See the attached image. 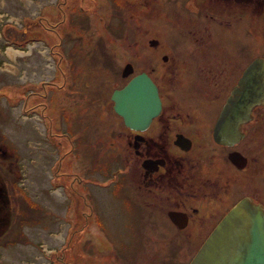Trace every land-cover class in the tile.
Here are the masks:
<instances>
[{
  "label": "rangeland",
  "instance_id": "obj_1",
  "mask_svg": "<svg viewBox=\"0 0 264 264\" xmlns=\"http://www.w3.org/2000/svg\"><path fill=\"white\" fill-rule=\"evenodd\" d=\"M91 1L62 0L58 10L51 7L54 0H0V171L8 181L14 211L9 228L1 232L0 264H179L197 238L193 234L200 227L172 234L173 229L156 219L155 210L141 204L135 188L127 187L128 200L114 185L119 162L110 160L111 139L101 130L104 126L110 130L115 119L106 109L104 93L118 79L119 60L127 56L107 41L109 47L103 33L95 30L117 33L118 40L139 39V48L146 36L159 34L170 47H162L161 52L171 49L173 57L179 58L187 54L190 71L187 66L182 71L194 84L201 74L189 55L193 45L183 22L201 21L202 12H195L188 0H157L158 12L156 1L151 0H123L124 5L128 2L123 9L115 1L119 9L114 10L113 0H97L105 11L93 18L86 29L91 33L83 36L82 32L83 42L78 44L81 11L77 5L88 7ZM62 16L64 28L59 23ZM224 16L234 20L230 14ZM7 22L25 35L27 29H36L39 38L10 42L5 38ZM262 33L264 27L258 25L256 39L245 26L212 35L227 47V53L242 55V60L250 53L264 54ZM151 50L143 45V56L141 49L131 48L133 54L127 58L138 59L137 67L150 68L144 63L152 57ZM153 73H165V66L162 72L156 65ZM180 89L184 90L177 94L194 98L190 96L193 86ZM67 113L71 127L63 118ZM77 118L79 125L74 122ZM263 182L258 177L257 185L263 187ZM88 195L92 210L82 199Z\"/></svg>",
  "mask_w": 264,
  "mask_h": 264
},
{
  "label": "flooded vegetation",
  "instance_id": "obj_2",
  "mask_svg": "<svg viewBox=\"0 0 264 264\" xmlns=\"http://www.w3.org/2000/svg\"><path fill=\"white\" fill-rule=\"evenodd\" d=\"M96 1L92 0L88 7L77 5L81 11L80 14L77 12L80 22L76 24V31L78 30L77 33L81 35L78 44L83 42L82 32L83 36L91 33V30L86 29L91 28L93 18L99 17L101 11H105L103 3ZM115 1L121 5V9L128 5V2L124 5L123 0H113V10L119 9L116 4L114 5ZM151 1H156L154 7L158 12V1ZM61 2L62 0H58L55 3L54 0L51 7L55 6L58 9ZM188 2L195 12H202L201 17L204 18L201 21L187 18L183 22L185 36L189 39L190 45L191 42L193 45L191 49L189 48V55L195 60L196 69L201 74V77L198 74L199 80L193 81L194 84L189 83L188 77L186 80L185 72L182 71L185 66L189 69L186 61L190 60L187 54L179 58L173 57L171 49L168 53L161 52L162 47L169 46L167 42L162 41L159 34L146 36L145 43L142 42L139 48L141 44L139 39L138 42L134 41L135 39L118 40L117 33L106 30L102 32L99 27L95 30L103 33V40L109 47L110 41L127 57L133 54L130 52L131 48L135 51L141 49L143 53V45L147 44L152 49L149 52L152 57L144 63L150 68L137 67L139 60L135 57H123L119 60L116 68L118 79L112 82L110 92L104 93L105 106L109 115L115 119L114 124L110 130L105 131L104 126V131H101L104 136L111 139L109 143L113 152L110 160L119 162L117 169H114L117 170L113 177L114 185L121 188L120 192H123L128 200L130 197L127 187L131 185L139 192L141 204L155 210L159 218L156 219L167 228L173 229L172 234H178L187 228L192 231L194 227H200V230H195L193 234L197 238L185 256L186 259L179 264L188 263L212 228L242 199L260 205L264 210V184L263 187L257 185L258 177L264 181V99L251 103L246 108L247 115L244 118L236 120L232 114L222 116V110L234 86H239L240 97L253 94V83L247 85V90H243L244 83L247 82L243 80L242 72L252 59L258 56L264 58V54L254 52L240 60L239 57L242 55L227 53V47L212 35L216 30L219 33L225 29L235 32L245 26L247 32L251 31L256 39L257 26L264 27V0H200L197 3L195 0H188ZM43 8L44 6L38 10L41 11ZM225 13L233 16L234 20L224 16ZM64 20V16L59 19L63 28ZM203 21L209 22L208 26ZM210 24H213V27ZM2 28L0 24V38ZM4 30L9 35L5 38H9L13 43L39 38L36 29H27L28 35H25L9 24ZM146 31L151 30L148 27ZM261 36L263 37L264 33ZM116 56L118 57L117 54ZM57 60L60 62L62 59ZM175 60L181 62L176 64ZM230 64L234 66L228 68ZM156 65L160 66L162 72L165 66V73L156 76L152 74ZM59 67L60 65L58 70ZM73 72L70 73L75 77ZM139 74L148 77L154 85L159 106L149 118L131 125L115 111L111 94L114 89L122 87ZM184 86L195 88L190 93L194 98L188 99L184 93H176L184 90L180 89ZM199 86L200 90L197 89ZM63 110L66 108L63 107ZM228 111L232 109L228 108ZM63 118L67 121L66 125L71 127L72 120L68 113L64 114ZM74 122L79 125V118ZM18 169L20 170L19 164ZM105 169H109V166L107 165ZM7 185L8 181L0 171V237L8 218L9 222L5 229L9 228L14 213L10 203V199L12 200L10 188ZM84 185L89 187L91 183ZM82 199L90 204L92 210L89 200L91 197L88 195ZM186 235H190L189 232Z\"/></svg>",
  "mask_w": 264,
  "mask_h": 264
},
{
  "label": "water",
  "instance_id": "obj_3",
  "mask_svg": "<svg viewBox=\"0 0 264 264\" xmlns=\"http://www.w3.org/2000/svg\"><path fill=\"white\" fill-rule=\"evenodd\" d=\"M242 78L247 82L243 90L253 83V94L240 97L239 86H234L222 116L232 114L236 120L244 118L247 115L246 108L251 103L264 99V58L258 56L252 59L243 70ZM111 97L115 111L131 125L149 118L159 106L154 85L143 74L135 75L122 87L114 89ZM228 108L232 111L229 112ZM187 264H264L262 207L247 199L236 203L212 228Z\"/></svg>",
  "mask_w": 264,
  "mask_h": 264
},
{
  "label": "bare ground",
  "instance_id": "obj_4",
  "mask_svg": "<svg viewBox=\"0 0 264 264\" xmlns=\"http://www.w3.org/2000/svg\"><path fill=\"white\" fill-rule=\"evenodd\" d=\"M9 52H10V54L13 53V51H9ZM15 53H16V52H15Z\"/></svg>",
  "mask_w": 264,
  "mask_h": 264
}]
</instances>
